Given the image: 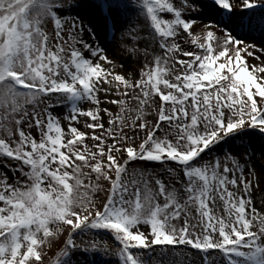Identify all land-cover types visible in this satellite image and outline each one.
I'll use <instances>...</instances> for the list:
<instances>
[{"label": "snow or ice", "instance_id": "6c2138e0", "mask_svg": "<svg viewBox=\"0 0 264 264\" xmlns=\"http://www.w3.org/2000/svg\"><path fill=\"white\" fill-rule=\"evenodd\" d=\"M84 9L103 27L86 23ZM237 9L252 13L239 27L259 28L260 45L235 34ZM109 28L112 57L98 42ZM142 39L162 55L117 72L149 55ZM257 52L264 0H0V163L18 173L0 176V264H96L78 253L114 255L116 264H264V210L253 202L264 163L250 167L257 152L264 160ZM245 137L242 154L226 147ZM157 166L179 169L182 191ZM89 232L119 247L77 242Z\"/></svg>", "mask_w": 264, "mask_h": 264}, {"label": "rangeland", "instance_id": "374dc122", "mask_svg": "<svg viewBox=\"0 0 264 264\" xmlns=\"http://www.w3.org/2000/svg\"><path fill=\"white\" fill-rule=\"evenodd\" d=\"M87 2H88V0H85V3H87ZM81 15L84 17L86 23L93 24V26H96L97 24H100L101 28L103 27L102 26V21H100L98 18H95V17H93L91 19L89 18L87 9L82 10ZM134 15H135V10L134 9L130 10L129 11V16H134ZM213 15H215V13H213ZM251 15H252L251 12H246V11H243V10H240V11L236 10V12H235V20L234 21H240L241 17L251 16ZM219 18L220 17H218V19ZM223 19L227 20L228 17L224 16ZM123 22L124 21L121 20V23H123ZM137 23L140 25V27L142 29L141 36L147 37L148 32H147V29L144 28V24H143L142 19L137 21ZM52 27H53L52 25H49V31L50 32H51ZM232 27L235 29V34L237 36H239L240 38L245 39L248 42H255L258 45H260L261 40H262V36H261V31L260 30H257V29L249 30V29L241 28V27L237 26V24H234V23H233ZM117 35H118V32H117ZM98 37H99L98 41H100L101 46L106 48V50L108 51L109 56L112 57L113 56V51H114V49L116 47V45L113 44V36L112 37L108 36L107 32L105 33V30H103V31H98ZM116 43L118 44L119 41H117ZM138 47L141 50L146 48L148 50L149 55L147 57H143L141 59V62L137 63L134 67H129V65L126 63L125 68L124 69L117 68L116 69L117 72L131 73V72L139 69L140 66H141V63L147 64V63L152 62L153 58H154V56H153L154 52L157 55H162V51L158 50V44L156 42L146 41V40L142 39L139 42ZM256 54L257 55H261L259 52H257ZM261 59H264V55H261ZM250 63L259 64V61L250 59ZM101 98L102 99L105 98L103 96V94H102ZM108 98H113V97H108ZM126 99L128 100L129 106L134 109L135 105H136V101L134 99H132L131 96H129ZM103 106H107V105H103ZM111 107H112V110L114 112L118 111V108L116 106H111ZM54 113L56 115L63 116V114L64 115L67 114V109L66 108H56V109H54ZM156 116H157L156 109L153 108V109L150 110V114L146 117V119H148L149 121H152V120H154L156 118ZM81 130H83L82 126H81ZM31 131H32V135L35 136L37 138V140H39V132H38V130L33 129ZM130 134H131V132H130ZM157 134L158 135H162V133H159V132ZM142 138H143V133H140L139 135H137L136 143H138V142L140 143ZM249 139H250L249 137H245L243 141L237 140V141L234 142V145H232V146L226 145V147L229 149V151H232L234 154H237V155L242 154L244 152V149H243V147H241V145L243 143H247L249 141ZM255 139L257 140V142H259L260 138L259 137H255ZM87 143L89 144V146H91L94 142L89 139L87 141ZM218 154L219 153L209 154L208 158H211L212 155H218ZM241 162L243 163L244 161L242 160ZM262 163H264V160H262L260 158V154L257 152L252 158L250 167H255V168H257V170H259V168H260ZM168 166L169 167H174L171 164H169ZM147 167L149 169H151L153 166L149 164V165H147ZM155 170L157 172H161L162 174L164 172V170L160 169L158 166L156 167ZM5 172H7V175L10 178L9 182H12L13 180H15L17 178L18 173L5 169L4 166H3V163H0V176H2ZM246 174H247V171H246ZM162 178L165 180V182L167 184L174 185L178 190L182 191V184L180 182H178V181H182L184 177H183V173L179 169H177L175 173L163 174ZM249 178H251V177H249ZM96 196L99 199H106V195L103 192L97 193ZM253 202H254V204H255V206L257 207L258 210H264V183L260 184V189L254 190ZM261 202L263 203L262 207H258V204H260ZM216 212L218 214H223V211H222V209L219 206L216 208ZM195 216H196V213H195V211H193V217H195ZM182 220H183V218L180 221L177 222V226L178 227L181 226ZM190 222L191 223H195V219L191 220ZM67 234L68 233L65 231L63 233V235L58 240H56L53 243L51 248L45 249L46 254H47L46 255V259L47 260H54L56 258V254L60 251V249L64 245V240H65L64 237ZM92 239H96V240H100V241H106L108 243L109 248L113 252H115L116 249L118 248V246L116 245V243L112 239V237L110 235H106L104 233L97 234L96 232H89V233H87L86 235H84L82 237L81 236H77L76 237V240H77L78 243L81 240L90 241ZM159 254H160V250H157L156 254H155L157 259H159ZM192 254L194 256H196L197 261H199V259H200L199 256H197L196 253L194 254V252ZM77 255L80 256L81 258L88 259L89 261H91L92 259H95L96 264H116V259H117L114 255L113 256H99V257H94V258H88L83 253H78Z\"/></svg>", "mask_w": 264, "mask_h": 264}, {"label": "bare ground", "instance_id": "6f19581e", "mask_svg": "<svg viewBox=\"0 0 264 264\" xmlns=\"http://www.w3.org/2000/svg\"><path fill=\"white\" fill-rule=\"evenodd\" d=\"M237 11H240V9H237ZM239 23V21H234V24H238ZM85 39H89V37L87 36V35H85V37H84ZM91 42V41H90ZM99 43H100V41H98ZM101 45V44H100ZM64 115V114H63ZM139 143V142H138ZM262 202L260 203V204H258V207H262Z\"/></svg>", "mask_w": 264, "mask_h": 264}]
</instances>
